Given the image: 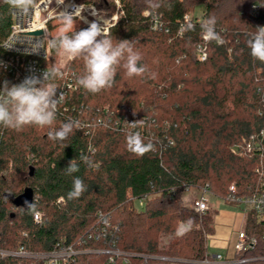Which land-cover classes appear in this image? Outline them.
<instances>
[{"label": "trees", "instance_id": "obj_1", "mask_svg": "<svg viewBox=\"0 0 264 264\" xmlns=\"http://www.w3.org/2000/svg\"><path fill=\"white\" fill-rule=\"evenodd\" d=\"M73 1L114 11L111 0ZM155 2L161 7L150 8L147 0H121L122 15L109 30L114 41H130L141 56L138 66L146 69L143 75L128 76L125 57L112 87L91 93L77 82L85 74L84 59L77 57L66 68L76 90L65 98V116L56 113L53 124L44 127L0 125V249L38 254L71 247L79 253L69 264H109L110 257L113 264H171L149 256L189 264L207 255L206 238L217 211L200 215L185 207L186 189L206 186L220 199L231 184L235 196L243 199L260 191L264 62L251 56L248 41L264 26V0ZM197 5L204 6L201 19L187 17ZM11 9L0 0V43L10 29ZM209 17H215L223 44L203 39L201 24ZM188 22L194 29L181 33ZM50 52L45 66L51 70L58 50ZM3 81L0 89L5 82L12 85L8 76ZM69 121L87 126L74 129L65 141L48 138L49 131ZM136 121L132 129L129 123ZM130 131L140 132L154 149L143 157L131 153L126 145ZM82 155L95 166L88 167ZM73 159L79 171L68 175L66 167ZM75 177L87 190L70 200ZM26 189L33 193L34 210L15 207L6 197L16 198ZM189 219L193 223L186 235L175 236L166 249L158 248L161 234H175L178 224ZM242 229L257 245L237 258L263 256L264 220L249 211ZM113 251L121 255H111ZM0 264L41 263L6 257Z\"/></svg>", "mask_w": 264, "mask_h": 264}, {"label": "clouds", "instance_id": "obj_2", "mask_svg": "<svg viewBox=\"0 0 264 264\" xmlns=\"http://www.w3.org/2000/svg\"><path fill=\"white\" fill-rule=\"evenodd\" d=\"M15 12L24 18L30 16L33 9L37 7L36 0H4ZM62 3L63 0H60ZM150 8L158 9L161 4L155 0H147ZM145 15H148L146 12ZM80 16L77 9L75 13H60V20L64 27L54 38H48L47 34L42 38L28 41L32 51L36 52L44 48L45 43L48 48L62 50L72 58L82 57L85 62V74L78 77V84L91 93H99L101 90L111 88L114 82L117 66L126 57L123 65L128 76H140L146 71L145 67L138 66L141 56L133 51V47L128 40L118 41L112 38L104 27L93 22L87 29L73 31L76 18ZM187 20V17H185ZM216 19L209 17L201 24L203 39L205 41H215L223 44V39L215 30ZM191 22L182 25L180 31H190L194 29ZM248 41L250 54L253 58L264 62V26L256 28ZM46 33V32H45ZM63 73L56 67L45 70L42 77L30 76L20 84L8 86L5 82L0 89V125L4 128L19 129L25 125H36L40 127L53 124L58 105L63 99V93L59 98H55L57 88L50 86L49 82L56 78H61ZM132 129L137 127V121L129 123ZM82 125L79 121H69L55 131H49L47 136L52 140L65 141L75 130H80ZM128 150L140 157L154 149V144L149 141L144 142L140 132L130 131L126 136ZM80 159L88 166L94 167V162L88 156H81ZM79 171V165L75 159L71 160L66 167V174L72 175ZM87 190L83 180L79 177L73 179L72 190L68 193V199L79 198ZM35 205L29 204L28 209L34 210ZM37 219L39 216L37 214ZM193 221L189 219L182 222L176 229L175 235L183 237L192 227Z\"/></svg>", "mask_w": 264, "mask_h": 264}, {"label": "built area", "instance_id": "obj_3", "mask_svg": "<svg viewBox=\"0 0 264 264\" xmlns=\"http://www.w3.org/2000/svg\"><path fill=\"white\" fill-rule=\"evenodd\" d=\"M111 2L114 5V11L111 14L99 10L94 4H84L73 0H63L62 3L60 0H40L36 3L37 7L32 10L30 16L24 18L18 17L14 10L11 9L10 29L7 36L0 43V83L4 82V76H8L12 78V85L20 84L30 76L42 77L45 70H50L45 66L49 61L51 54L50 48L47 47V44L45 43L44 48H40L38 51L33 52L28 41L33 40V43H35L37 38L42 39L46 34V39L50 38L48 32L49 25L53 22L61 21V12L75 13L78 9L80 11V16L76 18V22L84 27H89L91 23L95 22L101 27L105 26V29L109 32L122 15L121 0H111ZM39 30L42 31L41 36L31 35V33ZM198 58L200 61L205 59V54L200 48L198 49ZM56 68L63 73V76L54 79V81L56 80L54 84H52L51 80L49 85L57 88L55 98H59L60 94L63 93V99L58 105L57 113L61 116H65L69 110L64 102L65 98L70 91L76 90V86L72 79L68 77L66 67L62 66ZM81 125V129H83L84 126H87L86 123H82ZM169 144L172 143L170 142ZM247 150H250L249 145ZM190 191L197 192L198 196L192 200L182 196V202H188L187 208L200 215L213 209V206L211 207L206 201L205 194L212 195L206 186L199 189H186L184 194H187ZM145 200L146 197L140 199L138 205L142 206ZM220 200L227 204L243 205L246 208L244 215H246L247 212L252 211L257 215L259 220H264V182L260 183V191L256 195L245 199L235 196V188L233 184H231L228 187L226 197ZM37 214L38 213H35L33 216L35 221L39 220L36 218ZM262 238L264 240V235ZM256 245L257 239L255 237H249L241 228L237 231V241L234 246L233 256L223 258L219 254L210 255L207 253L202 260L189 262V264H246L253 261L264 262V255L254 258H237L238 254L252 250ZM78 253V251L71 247H61L50 253L38 254L27 252L23 248L13 251L0 249V258H26L38 261L41 264H69ZM111 255L118 256L121 254L113 251ZM149 258L163 262H170L171 264L181 262V260L163 256H149ZM109 264H113L112 257L109 258Z\"/></svg>", "mask_w": 264, "mask_h": 264}, {"label": "rangeland", "instance_id": "obj_4", "mask_svg": "<svg viewBox=\"0 0 264 264\" xmlns=\"http://www.w3.org/2000/svg\"><path fill=\"white\" fill-rule=\"evenodd\" d=\"M81 3V2H80ZM204 11V6L203 5H197L194 8V11H190L187 14V17L189 18H196V19H201L202 14ZM64 27V25L61 23V21H56L53 22L50 26V29L48 30L49 32V37H56L58 35V33L60 32L61 28ZM84 28V26H82L81 24H79L78 22H74V26H73V31H80ZM77 58V57H76ZM75 58H72L70 56H68L67 54L63 53L62 50L58 51V53L56 54L55 58L53 59V65L55 67H66L68 68L69 64L74 60ZM39 132L42 130V128H38L37 129ZM187 195V194H186ZM185 194H183L184 198L186 197ZM206 197V201L213 203V204H218L216 206V210L219 214L218 219H216V224H219V226L216 228V231H218L219 234L224 235L229 233L232 229V227H234L233 225H235V222H233L234 220V216L238 215V217H240L241 215L244 214L245 211V207L243 205H234V204H227L222 202L219 198L213 196V195H209V194H205ZM187 198V197H186ZM183 205L185 207L188 206V202H183ZM237 217V219H238ZM215 223V221H214ZM180 225V223L178 224V226ZM177 226V227H178ZM232 226V227H231ZM235 231L233 232V234L231 235V239L228 243V247L225 248V246L223 248L219 247V246H211L210 244L206 243V248H207V252L212 253V254H222L224 255V253L226 252V249L228 250L226 252V257H231L234 254V246L236 244L237 241V230H238V226H235ZM175 234H166V235H160L158 238V248L159 249H166L168 246V243L175 237ZM222 239H225L224 236H222ZM227 239V238H226ZM225 239V240H226ZM221 255V256H222ZM224 258V257H223Z\"/></svg>", "mask_w": 264, "mask_h": 264}, {"label": "crops", "instance_id": "obj_5", "mask_svg": "<svg viewBox=\"0 0 264 264\" xmlns=\"http://www.w3.org/2000/svg\"><path fill=\"white\" fill-rule=\"evenodd\" d=\"M186 195V194H185ZM198 196V193L197 192H195V191H190V192H188L187 193V195H186V197H187V199H190V200H192V199H194V198H196ZM208 204L212 207L213 206V209H215L216 210V206L218 205L217 203L216 204H213V203H210V202H208ZM217 211V210H216ZM218 216H219V214H218V212H217V214H216V216H215V218H214V221H215V223H214V226H213V232H212V234H210V235H208L207 236V238H206V243H208V244H210L211 246L213 245V246H219V247H221V248H223L224 246H225V244H226V246H225V248H227L228 246V243H229V241H230V239H231V235L233 234V232L235 231V226L237 225L238 226V230L239 229H241L242 227H243V223H244V219H245V215L243 214V215H241L240 217H238V215H235L234 216V220H233V222H235V225H233L234 227H232V229L233 230H231L229 233H227V234H224V235H221V234H219L218 233V231H216V228L219 226V224H216V219H218ZM237 217H238V219H237ZM237 230V231H238ZM222 236H224L225 237V239H222ZM228 250L226 249V252H227ZM226 252L224 253V255H222V254H220V255H222V257H225V258H227L226 256ZM208 254H210V255H214V254H212V253H209V252H207Z\"/></svg>", "mask_w": 264, "mask_h": 264}, {"label": "water", "instance_id": "obj_6", "mask_svg": "<svg viewBox=\"0 0 264 264\" xmlns=\"http://www.w3.org/2000/svg\"><path fill=\"white\" fill-rule=\"evenodd\" d=\"M32 36H41L42 35V31H36L31 33ZM33 169L30 168V176L32 175ZM6 197L9 199V201L15 206V207H21L25 210L28 209V205L32 204L33 201V193L31 190L26 189L23 194H21L20 196L14 198L11 195H6Z\"/></svg>", "mask_w": 264, "mask_h": 264}]
</instances>
